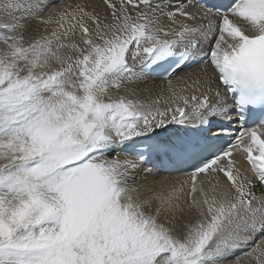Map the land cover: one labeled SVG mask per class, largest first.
<instances>
[{
  "label": "snow or ice",
  "instance_id": "snow-or-ice-1",
  "mask_svg": "<svg viewBox=\"0 0 264 264\" xmlns=\"http://www.w3.org/2000/svg\"><path fill=\"white\" fill-rule=\"evenodd\" d=\"M103 2L0 0V264H264V0Z\"/></svg>",
  "mask_w": 264,
  "mask_h": 264
},
{
  "label": "bare ground",
  "instance_id": "bare-ground-1",
  "mask_svg": "<svg viewBox=\"0 0 264 264\" xmlns=\"http://www.w3.org/2000/svg\"><path fill=\"white\" fill-rule=\"evenodd\" d=\"M67 2L68 3H79L81 5H86L88 10H92L93 8H95V10L97 12H99L101 15H103L105 10H106L103 0H80V1L67 0ZM96 8H100V9H96ZM161 175L176 176L179 174L175 173V174H161Z\"/></svg>",
  "mask_w": 264,
  "mask_h": 264
},
{
  "label": "rangeland",
  "instance_id": "rangeland-1",
  "mask_svg": "<svg viewBox=\"0 0 264 264\" xmlns=\"http://www.w3.org/2000/svg\"><path fill=\"white\" fill-rule=\"evenodd\" d=\"M75 1H80V0H75ZM96 9H100V8H96Z\"/></svg>",
  "mask_w": 264,
  "mask_h": 264
}]
</instances>
